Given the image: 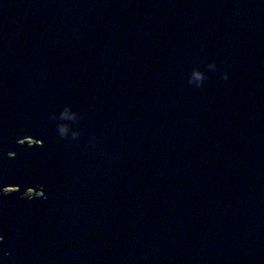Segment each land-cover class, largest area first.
I'll list each match as a JSON object with an SVG mask.
<instances>
[{
	"label": "water",
	"instance_id": "95a60500",
	"mask_svg": "<svg viewBox=\"0 0 264 264\" xmlns=\"http://www.w3.org/2000/svg\"><path fill=\"white\" fill-rule=\"evenodd\" d=\"M0 146L5 264H264V0H0Z\"/></svg>",
	"mask_w": 264,
	"mask_h": 264
},
{
	"label": "clouds",
	"instance_id": "9594fccd",
	"mask_svg": "<svg viewBox=\"0 0 264 264\" xmlns=\"http://www.w3.org/2000/svg\"><path fill=\"white\" fill-rule=\"evenodd\" d=\"M205 67L207 68L208 71H215L217 69V64L215 62H209L205 65ZM207 79V74L204 70H202L199 67L193 68V70L188 74L187 77V83L197 89L203 88L205 81ZM222 79L224 80H228L229 79V73L227 71L223 72L222 74ZM77 117L76 113H72L70 108L65 106L63 108V110L59 113V116H57L56 114H53L52 119L53 120H59V121H64L67 119H75ZM57 131L59 133L58 137L53 141L54 143H59L61 141L62 138L68 137L69 136V126L66 123H58L57 124ZM29 130L28 129H10L9 134H15L18 137H24L25 135L28 136ZM80 136V132H71V138L75 139L77 137ZM25 141H27V143H25ZM42 143H40L39 145H34L33 141L29 138L27 139H16L15 143L19 146H24L25 144L29 147L32 148L33 146H37V147H43L44 145V141L43 139H41ZM92 143L95 142V137H93ZM0 157H7L9 159H13L16 157V152L15 151H10L7 148L0 146ZM24 170L27 171L28 166L25 165L24 166ZM38 186L40 188L41 191L44 192V195L42 197H37L35 195H29L26 194L27 193V189L25 190V193H21L19 200L21 201H31L33 199H42V200H48L50 197L49 195L46 193V189L44 188V186H40V185H35ZM29 188L33 187V186H28ZM20 191V186H19V190H16V185L12 184V185H5V184H0V196H5L9 193H13V192H19ZM4 237L3 235H0V243H3ZM9 253L5 252L3 254V258H0V264H5V258L9 257Z\"/></svg>",
	"mask_w": 264,
	"mask_h": 264
},
{
	"label": "rangeland",
	"instance_id": "374dc122",
	"mask_svg": "<svg viewBox=\"0 0 264 264\" xmlns=\"http://www.w3.org/2000/svg\"><path fill=\"white\" fill-rule=\"evenodd\" d=\"M27 142V141H26ZM29 193H31V191H29ZM32 194H33V192H32ZM39 194V193H38Z\"/></svg>",
	"mask_w": 264,
	"mask_h": 264
},
{
	"label": "flooded vegetation",
	"instance_id": "af4514ba",
	"mask_svg": "<svg viewBox=\"0 0 264 264\" xmlns=\"http://www.w3.org/2000/svg\"><path fill=\"white\" fill-rule=\"evenodd\" d=\"M29 195L31 194V193H28Z\"/></svg>",
	"mask_w": 264,
	"mask_h": 264
}]
</instances>
